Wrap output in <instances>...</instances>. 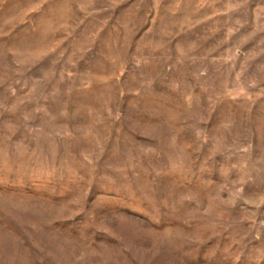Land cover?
<instances>
[{
	"label": "rangeland",
	"instance_id": "374dc122",
	"mask_svg": "<svg viewBox=\"0 0 264 264\" xmlns=\"http://www.w3.org/2000/svg\"><path fill=\"white\" fill-rule=\"evenodd\" d=\"M0 264H264V0H0Z\"/></svg>",
	"mask_w": 264,
	"mask_h": 264
}]
</instances>
